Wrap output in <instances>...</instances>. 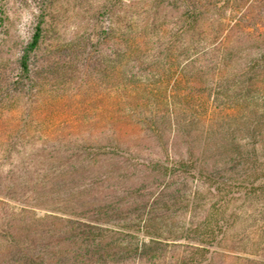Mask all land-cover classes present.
Returning a JSON list of instances; mask_svg holds the SVG:
<instances>
[{
	"label": "trees",
	"instance_id": "trees-1",
	"mask_svg": "<svg viewBox=\"0 0 264 264\" xmlns=\"http://www.w3.org/2000/svg\"><path fill=\"white\" fill-rule=\"evenodd\" d=\"M204 12L195 6L191 22ZM41 39L39 20L18 84L31 81ZM163 69L158 82L117 85L147 93L115 99L109 134L83 137L75 160H0V264H149L142 259L166 239L185 241L177 264H196L224 234L233 202L264 194L254 184L264 181V50L179 48L177 64ZM15 150L0 144V156ZM36 208L49 212L37 217Z\"/></svg>",
	"mask_w": 264,
	"mask_h": 264
},
{
	"label": "rangeland",
	"instance_id": "rangeland-1",
	"mask_svg": "<svg viewBox=\"0 0 264 264\" xmlns=\"http://www.w3.org/2000/svg\"><path fill=\"white\" fill-rule=\"evenodd\" d=\"M199 4L205 12L194 25L191 15ZM39 20L42 39L31 55L32 79L21 85L19 59ZM153 48L159 56L152 64ZM179 48L264 50V0H0V144L16 149L0 160H75L83 137L109 134L115 99L147 93L118 86L158 82L164 67L177 64ZM134 60L142 61L141 71L132 67ZM257 81L264 84V76ZM259 127L264 130V123ZM91 144L87 157L95 152ZM254 184L264 188V181ZM125 200L134 207L133 197ZM233 203L224 234L196 264H264V194ZM176 209L177 217L185 212L180 202ZM47 212L34 211L37 217ZM163 242L141 263L177 264L185 241Z\"/></svg>",
	"mask_w": 264,
	"mask_h": 264
}]
</instances>
